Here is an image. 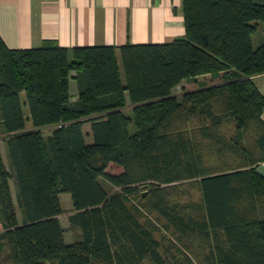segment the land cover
Returning <instances> with one entry per match:
<instances>
[{
	"label": "trees",
	"instance_id": "16d2710c",
	"mask_svg": "<svg viewBox=\"0 0 264 264\" xmlns=\"http://www.w3.org/2000/svg\"><path fill=\"white\" fill-rule=\"evenodd\" d=\"M181 1L164 43L0 36V264H264V0Z\"/></svg>",
	"mask_w": 264,
	"mask_h": 264
},
{
	"label": "crops",
	"instance_id": "0c3cea01",
	"mask_svg": "<svg viewBox=\"0 0 264 264\" xmlns=\"http://www.w3.org/2000/svg\"><path fill=\"white\" fill-rule=\"evenodd\" d=\"M258 30L257 45L264 40V31ZM184 35L181 0H0V36L11 49L38 47L46 40L68 49L164 43ZM251 81L264 97V73L252 76ZM181 84L182 89H194L192 81ZM70 92L75 100L74 79ZM261 118L264 121V107ZM256 169L264 176V162Z\"/></svg>",
	"mask_w": 264,
	"mask_h": 264
},
{
	"label": "rangeland",
	"instance_id": "374dc122",
	"mask_svg": "<svg viewBox=\"0 0 264 264\" xmlns=\"http://www.w3.org/2000/svg\"><path fill=\"white\" fill-rule=\"evenodd\" d=\"M259 35H260V32L257 29L251 36L252 44L254 47L258 46L257 45V39L259 38ZM203 79L205 82H207L209 84L214 83V81H211L209 78H203ZM180 89H182V84L181 85L179 84L177 87H175L172 90V94L180 95V93L182 92ZM23 100H24V95H23ZM129 110H130V107L126 108L127 112H129ZM84 129H85V131L89 130V124L88 123H85ZM49 131H50V129L46 128L43 130V133L48 134ZM4 138H5V135L1 134L0 135V147H1L2 154H3L4 162L6 165H8V160H7L6 151H5ZM89 139H90V137L88 136V140ZM106 170L110 173H119L122 171V168L116 164H109V166L107 167ZM10 185L12 188V194L14 195L15 188H14L13 181H10ZM59 197H60L61 206L63 208V213L59 215V220H60L62 227L65 230L64 231V239L67 243H69V242H72L73 238L78 234L79 231L71 229L69 227V224H68L67 217H68L69 213L72 211V202H71L70 194L67 192H64V193H61ZM17 213H18V215H20L19 211H17ZM0 230H1V227H0Z\"/></svg>",
	"mask_w": 264,
	"mask_h": 264
}]
</instances>
